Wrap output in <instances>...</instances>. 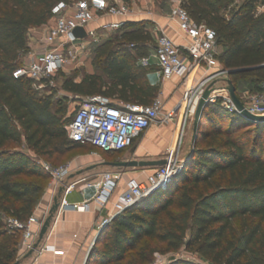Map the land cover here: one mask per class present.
<instances>
[{"label":"trees","instance_id":"trees-1","mask_svg":"<svg viewBox=\"0 0 264 264\" xmlns=\"http://www.w3.org/2000/svg\"><path fill=\"white\" fill-rule=\"evenodd\" d=\"M61 1L75 2L0 0V264L19 261L22 233L10 228L8 219L27 220L45 193V187L25 177H50L40 159L8 145H22L48 158L85 147L98 150L68 137L70 96L102 94L150 105L161 93L160 84L150 79L151 67L139 64L156 46L145 22L121 24L98 46L100 74L76 81L60 72L66 95L55 105L56 88L39 95L31 80L16 78L14 71L29 52L30 29L47 24ZM182 2L194 22L216 30L223 68H254L229 76L237 90L247 84L264 92V12L258 13L259 0ZM200 122L183 170L116 215L98 235L87 264H149L158 248L143 241L164 244L166 252L185 247L211 264H264V122L229 112L220 100L206 106ZM167 264L199 263L172 257Z\"/></svg>","mask_w":264,"mask_h":264},{"label":"built area","instance_id":"built-area-1","mask_svg":"<svg viewBox=\"0 0 264 264\" xmlns=\"http://www.w3.org/2000/svg\"><path fill=\"white\" fill-rule=\"evenodd\" d=\"M241 1V0H237ZM130 4L126 2L111 3L108 0H78L75 2L61 1L52 8L53 23L43 35L41 42L43 50L29 54L26 64L14 71L16 78L31 80L36 89L53 85V79L60 72H66V67L88 50V42L77 38L73 31L78 27H87L103 16L126 17L131 13ZM264 12V0L258 2V13ZM171 18L177 22L178 29L186 38L185 44H179L165 31L156 37L153 51L139 59V64L145 67L157 66L162 81L174 77L182 80L184 91L177 108L165 111V103L161 93L150 105L125 102L112 99L102 94L82 98L72 121L66 125L68 137L81 144H91L103 152H122L133 147L138 138L154 124L163 125L177 121L174 143L168 148L166 164L147 171L142 170L139 175L126 179L124 187L120 189L121 180L125 175L123 170L108 171L93 179H82L79 182H67L72 173L71 163L63 166H52L42 163V168L50 174L54 187H62L60 209L86 211L89 201L71 202L67 198L73 191L95 189L92 197L101 205L111 201L114 214L110 215L100 225L109 224L112 219L142 198L150 195L151 189L166 177H175L185 165V160L178 158V146L181 145L183 132L188 119L194 114L200 99L206 89L211 88L209 101L216 103L220 100L222 107L229 112H237L236 106L225 87H217L216 79L227 75L228 69L221 66L218 56L221 48L217 43V32L212 27L197 24L191 18L182 0H175L171 9ZM120 22L111 21L100 25L105 30H116ZM68 48V56L65 50ZM205 66L212 70L207 76L197 80L198 68ZM246 110L256 116L264 115V93L262 95L244 93L240 96ZM98 150L93 154L99 155ZM172 180V179H171ZM170 180V181H171ZM169 181V182H170ZM168 182V183H169ZM167 183V184H168ZM166 184V185H167ZM165 185V186H166ZM45 217L34 212L27 220L9 218L10 228L20 230L22 239L20 255L35 249V243L45 222ZM55 248L45 247L41 252ZM157 260L154 264H167L170 260L155 253ZM177 258V257H175Z\"/></svg>","mask_w":264,"mask_h":264},{"label":"crops","instance_id":"crops-1","mask_svg":"<svg viewBox=\"0 0 264 264\" xmlns=\"http://www.w3.org/2000/svg\"><path fill=\"white\" fill-rule=\"evenodd\" d=\"M108 1L111 3L126 2V0ZM127 2H129L128 4H130L132 9L128 16H103L87 27V37L82 39L88 42V46L94 43L99 46L104 41L103 36L98 34L97 30L102 29L100 27L101 24L111 21L120 22L119 28L121 24L125 22H145L147 28L155 34L156 37L161 31H165L173 37L177 43L182 45L185 44L186 38L184 34L179 31L177 22L171 18V9L173 5H171L170 0H127ZM52 23L53 20L51 18L47 24L30 29L28 56L32 52H40L43 50L41 39ZM211 72L212 70L205 66H201L196 72V79L199 80ZM64 74L66 75V72ZM222 76L217 77V79ZM150 79L152 83L160 84L161 86V95L165 103V111L177 108L182 100L184 91L182 80L174 77L171 80L162 81L158 69L153 70ZM239 93L241 95L244 94L241 91H238V94ZM173 103H175V105L170 108ZM177 125L178 122L175 120L168 124H154L151 126V128L138 139L137 145L133 151V159L165 160L168 148H170L175 141ZM189 153L190 152L185 154L186 158ZM111 163H114V161L106 160L100 155H95L93 153L77 157L71 162L72 173L68 177L70 180L68 179L67 182L80 181L79 188H82V179H93L103 172L123 170L125 175L121 180L120 189H122L128 177L139 175L143 169L147 171L152 169L133 168L129 170L115 167ZM94 193L95 189H83V192L79 190L73 191L67 197L69 201L83 202L84 200H90L89 209L86 211H62L60 209L62 187L48 188L41 197L35 212L39 216L47 219L51 214L56 200L59 202L58 209L54 212L50 227L39 247L34 249L33 253L28 256L27 254L30 251L23 256L20 255L19 252L20 264H87L90 251L99 235L101 223L104 219L114 214L113 203L116 199L115 194L110 202L101 205L96 200L92 199ZM45 247L55 248L56 251L48 249L41 252Z\"/></svg>","mask_w":264,"mask_h":264},{"label":"rangeland","instance_id":"rangeland-1","mask_svg":"<svg viewBox=\"0 0 264 264\" xmlns=\"http://www.w3.org/2000/svg\"><path fill=\"white\" fill-rule=\"evenodd\" d=\"M78 1V0H75ZM175 0H170L171 5H173ZM127 2V0H126ZM129 3V2H127ZM98 34H101L105 39L110 38L111 36H113V34H115V30H97ZM30 37V31L28 33V39ZM101 42V41H100ZM97 48L98 45H96V43L91 44V46H89L88 50L83 52L81 55V58L78 60H76L75 62H72V64L68 65L66 67V76L74 78L76 81H80L83 79V77L86 74H90V73H101V66H102V60L101 58L97 57ZM29 53V52H28ZM28 53H26L23 57V62L24 64L27 63V61L29 60V56ZM68 56V48H66L65 50V57ZM152 70H157V66H152L151 67ZM228 75L222 76L219 79H216V83H217V87H225L227 85L226 79L228 78ZM62 77L61 75L58 73L55 78L53 79V85L52 86H48L46 88H42V89H36L37 92L39 93V95H46V94H51L52 93V87L56 88V92H55V96H54V105L56 104V102L62 98H64V96L66 95V93L63 92V90L61 89V83H62ZM33 85V83H32ZM243 93H251V94H258V95H262L264 92H259L256 90H253L250 88L249 85L244 84L243 86H240L239 90ZM240 94V93H239ZM240 96H242L240 94ZM83 101L81 99H79V97H71L68 99L67 104H68V114L65 118H72L76 109L82 105ZM176 103V101H175ZM175 103L171 104L170 108L175 105ZM221 105V103H220ZM222 106V105H221ZM224 108V107H223ZM225 109V108H224ZM194 114L188 119L186 126H185V130L183 132V141L181 143V145H179L177 154H178V158L180 160H185L186 156L185 154L191 151V148L193 146V135H194ZM201 123V122H200ZM200 128V126H199ZM139 139V138H138ZM134 143L133 147L130 148L127 151H124L123 153H110V154H103L102 152H99V155L106 159V160H110V161H128V160H132L133 159V151L137 145V141ZM8 149L10 150H21V151H25L26 153H28L29 155H31L33 158L35 159H40V161L43 163H47V164H51L52 166H63L66 164L71 163L74 159H76L77 157L80 156H85V155H89L94 153L95 149H91L88 147L85 148H80V149H76L73 150L71 153H69L68 155H65L64 157H57L54 156L52 158H48V157H38L37 155L34 154L33 151L26 149L24 146L22 145H16V144H9L8 145ZM129 170H132L133 168H126ZM47 178H41V177H36V176H32V177H25L26 179L30 180L31 182H33L36 185L39 186H43L45 187V191L48 188H53L54 185L52 184V180L51 177H48V175H46ZM70 180V178H67ZM143 245H145L146 247L151 246V247H156L158 248V251H156V253L164 258H166V261L170 260L172 257H177V258H182V259H186V260H192L195 261L199 264H211L209 260L205 259L204 257H202L199 253L195 252V251H191L186 249L185 247H183L180 251L178 252H166L164 251V244H160L158 242H149V241H143L142 242ZM133 254V253H132ZM130 254L129 257H133V255ZM157 260L156 255L154 254L152 257V260L149 264H154Z\"/></svg>","mask_w":264,"mask_h":264},{"label":"water","instance_id":"water-1","mask_svg":"<svg viewBox=\"0 0 264 264\" xmlns=\"http://www.w3.org/2000/svg\"><path fill=\"white\" fill-rule=\"evenodd\" d=\"M87 30L84 27H78L73 31V35L77 38H85L87 37ZM254 68H244V69H239V70H228L227 71V75L230 76L238 71H243V70H251ZM227 82V87L226 89L228 90L233 103L236 106V110L237 113H239L240 115L255 121V122H264V115L261 116H256L251 114L248 110H246L243 101L241 100L239 94H238V90L236 85L233 83V81L230 79V77H228L226 79ZM211 88H208L205 90L202 98L200 99L196 112H195V120H194V135H193V144L195 143L197 137H198V131H199V126H200V121L203 115V112L206 108V106L211 103L209 100L210 94H211ZM188 157H190V154H188L187 158H185V162L188 159ZM113 166L118 167V168H154V167H158V166H162L164 164H166V160H160V161H154V160H128V161H120V162H114L111 163ZM173 177H166L163 180L159 181L158 184H156L150 191V194L156 192L157 190L165 187V185L172 179ZM59 206V202L58 200H56L54 207L51 210V214L50 216L45 220L40 233H39V237L37 239V242L35 243V249H37L39 247V245L41 244L42 240L44 239L50 224H51V220L53 217L54 212L58 209ZM108 225V224H107ZM103 226L100 228L99 230V234L101 233V231L107 226ZM97 240V239H96ZM95 240V242H96ZM95 244V243H94ZM34 250H31L28 254H32ZM89 257V256H88ZM15 264H20V261L16 262Z\"/></svg>","mask_w":264,"mask_h":264}]
</instances>
